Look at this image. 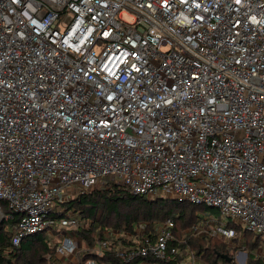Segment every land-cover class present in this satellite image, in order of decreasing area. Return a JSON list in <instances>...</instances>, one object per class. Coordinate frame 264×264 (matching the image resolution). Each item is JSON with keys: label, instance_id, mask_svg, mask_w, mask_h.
<instances>
[{"label": "built area", "instance_id": "1", "mask_svg": "<svg viewBox=\"0 0 264 264\" xmlns=\"http://www.w3.org/2000/svg\"><path fill=\"white\" fill-rule=\"evenodd\" d=\"M111 182L220 212L177 242L243 246L246 232L264 244V0H0V223L16 217L12 246L58 230L48 264H97L80 262L79 217L52 212ZM173 227L154 223L151 240L141 225L117 247L108 230L92 252L204 264L169 247Z\"/></svg>", "mask_w": 264, "mask_h": 264}, {"label": "trees", "instance_id": "2", "mask_svg": "<svg viewBox=\"0 0 264 264\" xmlns=\"http://www.w3.org/2000/svg\"><path fill=\"white\" fill-rule=\"evenodd\" d=\"M188 204L161 198L147 199L143 196H135L111 182L105 187L97 186L90 189L68 203H56L52 217L59 219L64 217L66 212H72L81 220V225L75 231L86 247V250L79 255L81 263L94 260L97 264H138L141 259L124 263L110 252L96 254L92 252V247L95 241L101 239L103 233L108 230L119 234L117 238L110 241L111 246L133 245L132 238L139 237L138 232L141 224L145 225V235L151 237L152 240L154 223L171 219L174 222L172 232L176 241L170 242L169 247H178L181 252L189 250L204 264H227L218 254L227 255L226 253L232 249L246 251V264H264V259L254 254L260 245V238H256L250 243L251 234L246 232L240 233L245 240L243 246L236 244L235 247H231L214 238L187 237L184 241L177 242V240H181V231L199 220V215L195 213L194 207L190 210ZM4 213L10 214L5 206ZM15 222L16 217H13L0 223V264H48L45 256L54 253L55 246L60 239L59 231H50V234L58 239L52 244L51 239L45 237V233H40L25 237L18 246L13 247L10 227ZM230 258L233 261V258ZM145 259L159 264H182L183 255L179 253L170 261Z\"/></svg>", "mask_w": 264, "mask_h": 264}, {"label": "rangeland", "instance_id": "3", "mask_svg": "<svg viewBox=\"0 0 264 264\" xmlns=\"http://www.w3.org/2000/svg\"><path fill=\"white\" fill-rule=\"evenodd\" d=\"M123 17H124V20H126L127 22H130V18H128L126 16H123ZM192 207H194L195 213L197 215H199V217L204 216V215H208V216L215 217L217 220L222 218L220 212L215 208H207L204 206H193L191 204H188V208L190 210L192 209ZM141 225L143 226V224H141ZM153 228H154V225H153ZM44 235L46 238L51 239V244L54 243V241L58 240V239L54 238L52 236V234H50V233H45ZM255 238L256 237L254 235H251L249 242L250 243L253 242ZM226 254L233 258V264H246V260H247L246 251H243L242 249H232L231 251H228V253H226ZM254 254H256L257 256L264 259V244L261 245V242H260V245L257 247ZM45 259H47V261L54 259V253H50V254L46 255Z\"/></svg>", "mask_w": 264, "mask_h": 264}, {"label": "water", "instance_id": "4", "mask_svg": "<svg viewBox=\"0 0 264 264\" xmlns=\"http://www.w3.org/2000/svg\"><path fill=\"white\" fill-rule=\"evenodd\" d=\"M212 208V207H211ZM218 256L223 259L227 264H233V261L230 257H228L227 255L224 254H218Z\"/></svg>", "mask_w": 264, "mask_h": 264}]
</instances>
